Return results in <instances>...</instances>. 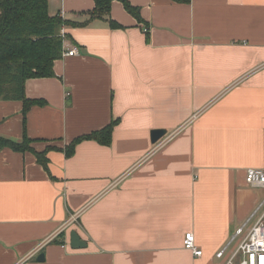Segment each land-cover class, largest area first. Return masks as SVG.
<instances>
[{
    "label": "crops",
    "instance_id": "obj_1",
    "mask_svg": "<svg viewBox=\"0 0 264 264\" xmlns=\"http://www.w3.org/2000/svg\"><path fill=\"white\" fill-rule=\"evenodd\" d=\"M127 1L140 18L122 0L93 18L95 0H49L77 53L27 79L44 103L26 114L0 99V135L54 147L47 169L0 146V264H222L260 200L245 173L264 167V0ZM116 119L110 144L83 140L67 157ZM156 129L167 134L153 143Z\"/></svg>",
    "mask_w": 264,
    "mask_h": 264
},
{
    "label": "trees",
    "instance_id": "obj_2",
    "mask_svg": "<svg viewBox=\"0 0 264 264\" xmlns=\"http://www.w3.org/2000/svg\"><path fill=\"white\" fill-rule=\"evenodd\" d=\"M113 0H95L91 17L109 15ZM126 9L138 18L139 9L129 1L122 0ZM49 0H0V99H21L26 114L33 104L43 100L27 98L25 83L29 78L51 77L55 75L54 62L62 56L64 38L59 28L67 21L61 16H51ZM113 26L117 23L111 22ZM117 119L107 126L91 133L76 137L67 147V157L75 152L76 145L83 140H96L110 144ZM33 139L25 136L22 141L0 135V146L25 152L32 151L39 163L48 169L47 153L51 148L37 151Z\"/></svg>",
    "mask_w": 264,
    "mask_h": 264
},
{
    "label": "built area",
    "instance_id": "obj_3",
    "mask_svg": "<svg viewBox=\"0 0 264 264\" xmlns=\"http://www.w3.org/2000/svg\"><path fill=\"white\" fill-rule=\"evenodd\" d=\"M147 30V29H145ZM65 32L63 31L64 37ZM77 47L64 46L62 55H74ZM245 181L253 188L264 189V167H250L246 170ZM70 220L53 236L63 233L75 221ZM184 247L195 255H201L202 249L196 244L195 233L187 231L184 235ZM222 264H264V196L259 200L248 219L239 226L226 244L216 252Z\"/></svg>",
    "mask_w": 264,
    "mask_h": 264
},
{
    "label": "water",
    "instance_id": "obj_4",
    "mask_svg": "<svg viewBox=\"0 0 264 264\" xmlns=\"http://www.w3.org/2000/svg\"><path fill=\"white\" fill-rule=\"evenodd\" d=\"M167 130L166 129H156L152 131V142L157 143L160 141L164 136H166ZM71 245L73 248H81L85 246V243L83 240L79 237V235L73 231L71 234ZM39 261H43L45 259V254L41 253L39 254L38 258Z\"/></svg>",
    "mask_w": 264,
    "mask_h": 264
},
{
    "label": "rangeland",
    "instance_id": "obj_5",
    "mask_svg": "<svg viewBox=\"0 0 264 264\" xmlns=\"http://www.w3.org/2000/svg\"><path fill=\"white\" fill-rule=\"evenodd\" d=\"M256 189V194L259 196V199H261L264 196V189Z\"/></svg>",
    "mask_w": 264,
    "mask_h": 264
}]
</instances>
